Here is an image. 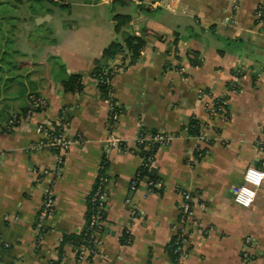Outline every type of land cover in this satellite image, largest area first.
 <instances>
[{"label": "crops", "instance_id": "0c3cea01", "mask_svg": "<svg viewBox=\"0 0 264 264\" xmlns=\"http://www.w3.org/2000/svg\"><path fill=\"white\" fill-rule=\"evenodd\" d=\"M115 2L75 0L60 9L49 4L46 12L25 17L13 12L23 28L13 31L17 39L10 47L0 42V264H76L71 240L86 226L111 135L110 106L91 74L104 49L127 35L144 38L146 46L134 61L118 55L107 62L126 65L112 79L121 109L112 135L125 150L110 154L106 225L97 233L101 253L87 264H173L168 245L178 228L183 192L193 194L201 227L191 231L189 254L179 264H264V182L250 208L238 206L232 194L249 166L264 168L258 146L264 140V24L256 16L259 8L264 15V0L159 6L124 0L122 5L135 9L110 12L107 6ZM116 14L131 17L120 33ZM30 17L46 26L36 32L40 27L33 28ZM13 52L19 66L11 70L7 59ZM75 74L84 78L83 91H65L63 81ZM30 95L45 97L48 107L29 120L17 117ZM216 100L227 108L211 116L208 108ZM62 118L68 119L64 133L73 146L64 156L55 208L39 241L36 221L53 177L39 181L34 171L52 172L57 160L31 147L37 125L59 124ZM13 119L20 122L9 127ZM192 123L200 124L198 134H206L207 142L192 137L187 129ZM141 127L148 134L175 135L151 156L149 179L158 180L152 191L147 179L132 189L150 151L136 143ZM245 252L252 263L243 261Z\"/></svg>", "mask_w": 264, "mask_h": 264}, {"label": "built area", "instance_id": "2783aa9c", "mask_svg": "<svg viewBox=\"0 0 264 264\" xmlns=\"http://www.w3.org/2000/svg\"><path fill=\"white\" fill-rule=\"evenodd\" d=\"M162 1H167L170 4L179 2V0H149L148 4L153 6H159ZM257 19L260 23L264 24V15L262 8L256 11ZM96 85L103 81L94 79ZM109 103V121L108 128L110 136L105 140L104 152L101 162L98 167V174L95 185L93 188V194L90 198V213L85 226V236L89 235L88 240H84V243L79 245L75 249L76 264H87L92 261L95 257L100 256V246L102 241L98 239L97 233H100L106 225V218L104 217V209L106 208L108 202V187L111 183L110 176V154L112 151L122 152L125 150L124 142L120 138L112 135L113 124L119 117V113L116 112V107L119 106L118 102H112L111 100H105ZM225 103L220 100L213 102L209 106V114L212 115H222L225 112ZM48 107V100L43 96L30 95L29 97V110L24 116L26 120H29L35 113L45 110ZM20 121L13 119L9 123V127L18 124ZM58 126L60 125L57 124ZM36 132L38 134V140L32 145V150L45 151L53 153L56 156L57 168L49 172L47 170L38 171L35 170L34 173L37 176H41L39 181L45 177L52 175L53 179L43 192L42 207L39 212L36 221V230L38 231L39 241L43 239L44 231L46 229V223L51 216L55 208V187L63 174V167L65 163L64 156L71 149L73 143L69 141L65 133L62 131L57 132L56 125L54 124H39L36 127ZM193 138L197 140L198 143L207 142L208 138L206 134L192 135ZM175 138V135L167 134L161 132L159 134L151 135L146 133V131L141 127L139 136L137 137L136 143L140 147L154 148L156 145H164L170 143ZM74 143L80 144V140ZM259 149L264 150V140L260 141ZM197 150L200 151L199 146ZM151 158H143L140 164V170L134 178L132 183V189L134 190L140 182L148 180L149 190L152 191L157 182L149 179L144 172L150 171L153 162ZM106 171V175L103 174ZM264 182V168H259L256 166H249L243 175V183L241 185H235L232 187V194L234 202L242 208H250L253 206L257 199L258 190ZM194 196L191 192L182 193V201L180 205V216L178 222V228L175 232V254H179L176 262L173 264H179V261L189 254L188 252V242L189 236L192 230L201 227V223L194 214L192 207ZM250 238L246 239L247 243H250ZM253 258L248 252L243 254V261L245 263H252Z\"/></svg>", "mask_w": 264, "mask_h": 264}, {"label": "trees", "instance_id": "16d2710c", "mask_svg": "<svg viewBox=\"0 0 264 264\" xmlns=\"http://www.w3.org/2000/svg\"><path fill=\"white\" fill-rule=\"evenodd\" d=\"M26 1H40V2L45 1L53 6H57L60 8L70 7V4L67 3L69 0H14V3L15 5L17 4L18 6V5H23ZM115 1H119L122 3L124 0H115ZM113 21L115 22V32L120 33L131 22V17L129 15L116 14L113 17ZM145 46H146V40L144 38L135 35H127L124 42L120 43L114 41L111 45H109L107 48L104 49L102 53V58L99 61H97L96 67L94 68L91 74L93 79L103 81L102 83L101 82L99 83L98 87L101 92V96L104 100H111L112 102H116V99L114 98L113 95L112 79L115 76L116 70L126 67L125 64L112 66L107 62L115 59L118 55H124V59H127L128 61H134L140 57L141 52L143 51ZM63 87L67 92H72V93L82 92L84 89V78L78 74L72 75L68 80L63 81ZM224 108H227V106H224ZM28 110H29V106L25 109L23 113L17 115V117L25 116ZM120 111H121L120 106L116 107V112L120 113ZM54 125H56L57 132L60 131L64 132L65 128L68 125V119L62 118L59 126L56 123H54ZM187 129L190 134L197 135L200 132V124L192 123V125H190ZM159 146L160 145H156L154 148H150L149 149L150 151L147 153V155L144 153V155H146L144 157L150 158L156 152ZM144 173L148 178H150L148 171ZM103 174L106 175V171H103ZM151 180L158 181L156 180V177H151ZM92 194L93 191L88 201L87 219L90 216L89 215L90 198ZM104 217L106 218V208L104 209ZM84 229L82 230L79 236L71 240V243L74 245L75 249H77L79 245L84 243V240H88V237L90 236V234L85 236ZM175 240L176 238L173 237L170 244L168 245V253L172 262H176V259L179 256V254L174 253V249L176 248Z\"/></svg>", "mask_w": 264, "mask_h": 264}, {"label": "rangeland", "instance_id": "374dc122", "mask_svg": "<svg viewBox=\"0 0 264 264\" xmlns=\"http://www.w3.org/2000/svg\"><path fill=\"white\" fill-rule=\"evenodd\" d=\"M70 2L75 1V0H69ZM101 1V0H98ZM12 3V4H11ZM50 3L45 2V1H26L23 5H15L14 0H0V42L1 40H4L5 45H8V47H10L13 43L16 42L17 37L16 36H12L13 31L17 28V26H19L18 28H23L20 27V21L21 19H16L15 17L16 14L13 13L16 10L20 12V15L25 17L26 12L31 11V13L33 15H35L36 13H41V12H46V9L48 7ZM51 5V4H50ZM53 6V5H51ZM58 9H60V7H57ZM108 10L110 12H113L114 10H118L119 8H126L127 10H134L135 7L133 4H124L122 5L121 2L116 1L114 5L112 6H107ZM14 17V18H12ZM38 19L40 18H36L34 19L33 17H30L28 20L30 21L31 25L33 28H38L40 27V29H38L36 32H40L42 25L46 26L45 24H39L40 21H38ZM41 25V26H40ZM6 32L10 33V38H5ZM16 52V51H15ZM15 52L11 53L10 58L7 59L8 63L10 66H12V69H17L18 68V63H16L17 57H19V55H17ZM2 68H0L1 70Z\"/></svg>", "mask_w": 264, "mask_h": 264}]
</instances>
